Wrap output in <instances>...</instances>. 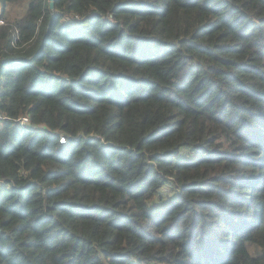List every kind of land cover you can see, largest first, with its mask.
<instances>
[{"label":"trees","instance_id":"1","mask_svg":"<svg viewBox=\"0 0 264 264\" xmlns=\"http://www.w3.org/2000/svg\"><path fill=\"white\" fill-rule=\"evenodd\" d=\"M0 13V264H264V0Z\"/></svg>","mask_w":264,"mask_h":264},{"label":"rangeland","instance_id":"2","mask_svg":"<svg viewBox=\"0 0 264 264\" xmlns=\"http://www.w3.org/2000/svg\"><path fill=\"white\" fill-rule=\"evenodd\" d=\"M25 11V4H8L5 8L4 17L7 19H13L15 17L21 16ZM168 191L164 190L161 192L163 198L168 195Z\"/></svg>","mask_w":264,"mask_h":264},{"label":"built area","instance_id":"3","mask_svg":"<svg viewBox=\"0 0 264 264\" xmlns=\"http://www.w3.org/2000/svg\"><path fill=\"white\" fill-rule=\"evenodd\" d=\"M0 24H4V19L2 18L1 16V13H0ZM19 120L22 122V123H28V118L26 116H22L19 118Z\"/></svg>","mask_w":264,"mask_h":264},{"label":"water","instance_id":"4","mask_svg":"<svg viewBox=\"0 0 264 264\" xmlns=\"http://www.w3.org/2000/svg\"><path fill=\"white\" fill-rule=\"evenodd\" d=\"M49 6H50V8L54 7V0H49Z\"/></svg>","mask_w":264,"mask_h":264}]
</instances>
